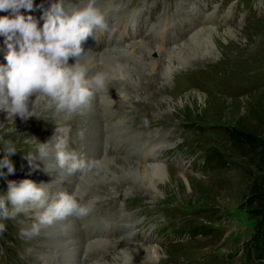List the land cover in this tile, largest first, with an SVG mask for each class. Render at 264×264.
Returning a JSON list of instances; mask_svg holds the SVG:
<instances>
[{
  "label": "rangeland",
  "instance_id": "rangeland-1",
  "mask_svg": "<svg viewBox=\"0 0 264 264\" xmlns=\"http://www.w3.org/2000/svg\"><path fill=\"white\" fill-rule=\"evenodd\" d=\"M118 1L129 2L132 11L140 9L139 16L141 13L147 15L167 31L181 20L185 30H174L168 47L192 32V29L186 30L188 16L184 15V4L195 6L198 3L204 14L212 15L214 19L209 24L218 30L213 34L215 44L209 49L211 53L206 55L210 60L203 58L199 65L189 61L187 66L179 65L176 69L167 63L162 52L156 53L152 58L171 70L167 76L158 74L157 78H149L150 84L146 85L153 84V91L146 85L143 91H138L133 77L121 78L124 85L118 101L122 103L118 108L111 105L112 112L116 111L109 116V121L115 117L126 118V122L115 126L103 124L101 155L116 154L118 149L114 141L119 139V146L128 138L138 144L140 153L132 154L140 160L154 146L144 148L141 143L144 136L138 135L142 137L138 138L127 133L126 126L130 129L150 127L148 131L157 130L165 136L167 146L160 151L166 170L165 181L160 182L154 197L134 186L127 189V197L119 191L115 194L113 181L106 183L112 190L111 196L95 197L89 193L93 184L89 188L83 186L79 190L81 203H88L86 197L90 200L92 196L93 211L88 219L83 218L85 223L78 220L80 226L94 232L108 226L114 236L116 230L113 228L128 221L133 225L137 244L142 243L148 233L153 236V244L158 245L160 255L152 264H264L261 238L264 232V161L260 151L264 147V0ZM198 14L195 11L189 15L192 26L200 23ZM117 15H112L111 20L117 19ZM127 25L133 33L137 23L128 22ZM228 27H231L230 36L223 31ZM154 29L155 25L149 27L145 39ZM162 86L167 87L166 91L160 89ZM155 99L167 103L157 114ZM53 114L46 116L52 118ZM98 114L103 121L106 112ZM160 116L167 117L168 123L157 124L155 119ZM43 122L34 121L20 140L46 142L43 134H31L34 129L48 132L51 126ZM66 128L69 129L70 147L81 156L88 143L87 118L81 116ZM117 129L122 131L119 136ZM5 141L14 142L0 134V158H3ZM23 176L21 173L17 177ZM103 190L100 186V191ZM19 222L24 226L29 223L23 217ZM20 237L21 240L8 242L7 249L0 248V264H38L40 257L21 245L25 237L21 234ZM108 246L115 248L116 243Z\"/></svg>",
  "mask_w": 264,
  "mask_h": 264
},
{
  "label": "bare ground",
  "instance_id": "bare-ground-1",
  "mask_svg": "<svg viewBox=\"0 0 264 264\" xmlns=\"http://www.w3.org/2000/svg\"><path fill=\"white\" fill-rule=\"evenodd\" d=\"M116 1L117 0H114L116 4L120 5L121 10L119 12H108L106 17L108 30L102 34L99 32L97 33L99 42L89 37L86 43L82 45L84 53L80 57V61L87 67L89 75L99 71L109 74L110 81L108 84V92H110V94L107 92L97 94L92 99L90 107L83 115H74L72 117H66L63 113H55L52 106L44 100H35V97L31 98L32 101L35 100L33 104H29V110L33 112V116L27 120H22L19 116H16L14 121L8 120L7 113L0 111V134L2 137L9 140H14V142L11 143L17 149V152L10 158L14 165V173L7 174V169L5 168L3 172L6 176H0V193L7 191V181L9 180L19 182L23 179H31L37 184H44L45 187L49 189L50 193L66 190L71 194L73 190H76L80 196L79 190L83 186L89 188L90 185L93 184L94 186H91L92 188L89 191L91 195L95 197L103 195L111 196L112 190L106 183L108 181H113V188L116 191L115 194L119 191L122 192L121 194L123 196L127 197V189L134 186L138 189L148 191L151 197H154L158 191L157 187L165 181L164 177L166 170H164L160 152L162 147L167 146L164 142L165 136L163 133H159L157 130L148 131L150 127L147 129L137 127L130 129L129 125L126 126L127 133L132 135L135 134L134 136H144L141 142L142 145L145 146L144 148H148L151 144L155 147H150L148 152L139 160V156L137 157L138 153H140L137 148L138 144L134 143L135 141L130 142L128 138L119 146V139L114 141L118 149L116 154L114 152H109L102 156V132L100 129L104 127L103 124L115 126L126 122V118L117 119L115 117L109 121V116L116 111L114 109L112 112L113 105H117V107H115L118 108V105L122 103L118 101L120 89L122 85H124L121 78H127L126 76H128V78L133 77L138 84V91H143L146 83L148 82V84H150L149 78L151 76L153 79L154 77L157 78L159 76L158 74L167 76L171 67H176V69H178L179 65L187 66L186 63L189 61L190 64L194 63L193 65H199V63L203 62V58H207V61H209V56L206 55L211 53L209 49L213 43L215 44V37L213 34L218 28H214V26L212 27L210 25L214 18H212L211 14H204L198 3L195 4V6H186V4H184L185 7L183 11L185 14L182 13L188 16L185 19L191 20L192 18L190 19L189 15L194 14L195 11L197 13L198 11V17L201 21L200 23H193L192 26L187 20L186 30L191 31L192 29V32H189L191 34L188 36L184 35L182 40L175 43L174 46L168 47L166 45L171 43V40L174 38V30L181 32L185 30L181 20L175 22L170 30L167 31L165 26H161L159 22L154 23L148 19L147 15L141 13L139 16L140 9L132 11L129 2L124 1L125 3H120L118 1L119 4ZM50 2L51 0H34V6L44 4L45 7H48ZM110 2H112V0H98V4L101 8H107ZM21 12L25 15H33L37 20H39L42 15V10L39 9L30 13L21 9ZM114 14H118V17L112 21L111 16ZM7 15H9L8 12L0 11V17ZM128 22H131L133 25L137 23L133 33L132 28L129 29L127 25ZM42 24L43 21L41 20L39 26H42ZM154 25L155 29L153 30V34L150 35L148 39H145L149 27H154ZM230 28L231 27L223 28V31H225L228 36H230ZM4 39L3 36H0V65H6L7 63L5 60L7 48ZM160 52L167 57L166 61L167 63H171V67L165 66L164 63L152 58L156 53ZM73 63H75V60L70 58L69 64ZM159 64L161 65L159 66ZM188 69L189 68H184V70ZM114 78H117L118 81L114 80ZM146 86H149L151 91H153V84L152 86ZM166 88V86H162L160 89L166 91ZM154 105L155 109H157V111H155L157 114L159 109H165L167 103H163V100L155 99ZM152 106L153 104H151V108ZM109 107H111V110H109ZM101 111L106 112L103 121L101 120V115L99 118L98 114ZM52 112L54 113L52 118L46 116V114H52ZM43 116H45V118H43ZM81 116L86 117L88 120L86 135L88 136V143H86L81 157L98 161L97 167L86 175H68L66 171L57 167L54 157L50 156L48 160L45 161L35 160L33 163L39 167L34 169L29 164L26 156L30 154L36 155V146L39 141L20 140V137L24 136L26 129H28L34 121H40V123L47 121L51 126L48 132L43 133L40 129H34L31 134L34 136L43 134L46 136L47 141H49L54 137L57 126L63 127L64 125L67 127L68 124L71 122L73 123ZM15 121L19 122L17 123L18 125L15 124ZM155 121L157 124H167L168 118L160 116L156 118ZM3 123L5 124L3 125ZM130 123H135V121H131ZM116 131L118 132V136L122 132L121 129H117ZM134 136H130L129 138ZM30 137L32 136L30 135ZM140 137L138 136V138ZM133 152L137 154L134 157L132 154ZM21 162L22 165H20ZM46 165L49 172L44 170ZM21 173H23L24 176L18 178L17 176ZM137 178L141 180L136 181L135 179ZM100 186L104 187L103 191H100ZM86 198L88 202L92 201V196L90 200L88 197ZM22 217L28 220V226H24L23 224L20 225L19 218ZM34 217V212H29L21 213L15 219L0 221L4 223L6 227V230L0 234L1 250L7 249L8 242H11V240H21V237L19 238L21 229L29 228L34 222ZM85 218L88 219V217ZM78 220L79 219L74 217H68L66 220L54 223L52 226L43 230L38 236L30 239L23 237L24 239L20 241V243L28 247L31 253H36L38 257H40L38 264H129L131 259L130 255L132 256V264H152L160 255L158 245L153 244V236L151 237L150 233L144 237L142 243L137 244L133 225L128 221L116 225L115 228H113L116 230L115 235L112 236V232L111 234L109 232L112 228L108 226H103L99 232H94L90 229L84 230L80 226V221ZM81 220L85 223L84 219ZM110 243H116L115 248L109 247L108 244ZM82 255H84L83 260Z\"/></svg>",
  "mask_w": 264,
  "mask_h": 264
},
{
  "label": "clouds",
  "instance_id": "clouds-1",
  "mask_svg": "<svg viewBox=\"0 0 264 264\" xmlns=\"http://www.w3.org/2000/svg\"><path fill=\"white\" fill-rule=\"evenodd\" d=\"M42 10L37 20L33 15L21 12ZM120 5L114 0L107 8H101L98 0H51L48 7L35 5L34 0H0V11L9 13L0 17V36L7 51L6 65H0V111L7 113L8 120L19 116L27 120L33 116L29 104L44 100L55 113L66 117L83 115L92 99L101 92H108L110 76L106 72L88 74L81 63L82 45L89 37L99 42L97 33L108 30V12H119ZM42 26H39L40 21ZM73 58L75 63L69 64ZM35 97L32 101L31 98ZM115 103V101H114ZM69 129L57 126L54 137L39 142L36 155H27L35 169V160L45 161L54 157L57 167L68 175H86L98 165V161L85 159L70 147ZM17 152L11 141L4 142L3 158H0V176L13 174L12 160ZM49 172L47 165L44 169ZM76 190L50 193L44 184L31 179L19 182L7 181V191L0 193V221L15 219L21 213L34 212V222L21 229V236L33 238L58 221L68 217L83 219L92 211L91 202L81 203ZM6 230L0 222V234ZM130 255V254H129ZM129 264H132V256Z\"/></svg>",
  "mask_w": 264,
  "mask_h": 264
},
{
  "label": "trees",
  "instance_id": "trees-1",
  "mask_svg": "<svg viewBox=\"0 0 264 264\" xmlns=\"http://www.w3.org/2000/svg\"><path fill=\"white\" fill-rule=\"evenodd\" d=\"M257 145H258V144H257ZM260 151H261V152H263L262 160L264 161V147H263V148H261V149H260ZM261 238H262V240L264 241V232H263V234H262V237H261ZM263 258H264V256H263Z\"/></svg>",
  "mask_w": 264,
  "mask_h": 264
}]
</instances>
